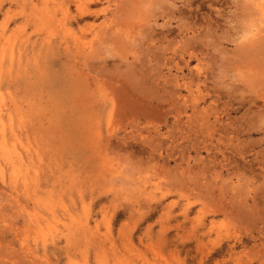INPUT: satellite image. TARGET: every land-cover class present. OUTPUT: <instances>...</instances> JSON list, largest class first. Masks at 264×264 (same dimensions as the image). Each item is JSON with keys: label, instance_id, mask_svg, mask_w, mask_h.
I'll return each instance as SVG.
<instances>
[{"label": "rangeland", "instance_id": "374dc122", "mask_svg": "<svg viewBox=\"0 0 264 264\" xmlns=\"http://www.w3.org/2000/svg\"><path fill=\"white\" fill-rule=\"evenodd\" d=\"M1 145L0 264H264V0H0Z\"/></svg>", "mask_w": 264, "mask_h": 264}, {"label": "bare ground", "instance_id": "6f19581e", "mask_svg": "<svg viewBox=\"0 0 264 264\" xmlns=\"http://www.w3.org/2000/svg\"><path fill=\"white\" fill-rule=\"evenodd\" d=\"M3 147H5V146H0V150H1V152L2 153H10V155H11V152H10V150L9 151H7L6 149H3ZM14 166V165H13Z\"/></svg>", "mask_w": 264, "mask_h": 264}]
</instances>
